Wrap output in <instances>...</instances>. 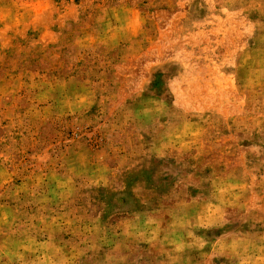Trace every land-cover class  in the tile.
<instances>
[{"label": "rangeland", "instance_id": "obj_1", "mask_svg": "<svg viewBox=\"0 0 264 264\" xmlns=\"http://www.w3.org/2000/svg\"><path fill=\"white\" fill-rule=\"evenodd\" d=\"M0 264H264V0H0Z\"/></svg>", "mask_w": 264, "mask_h": 264}]
</instances>
